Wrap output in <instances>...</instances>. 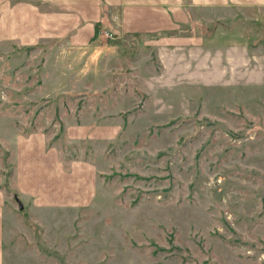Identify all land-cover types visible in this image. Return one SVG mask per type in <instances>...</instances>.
<instances>
[{"label":"rangeland","instance_id":"1","mask_svg":"<svg viewBox=\"0 0 264 264\" xmlns=\"http://www.w3.org/2000/svg\"><path fill=\"white\" fill-rule=\"evenodd\" d=\"M230 11L83 47L0 44L4 264H264V28ZM32 131L90 163V206L19 197L10 156Z\"/></svg>","mask_w":264,"mask_h":264},{"label":"crops","instance_id":"2","mask_svg":"<svg viewBox=\"0 0 264 264\" xmlns=\"http://www.w3.org/2000/svg\"><path fill=\"white\" fill-rule=\"evenodd\" d=\"M206 7L230 9L233 20L242 16L264 28V0H0V44H58L61 38L71 47H83L90 44L97 23L117 38L135 37L178 29L193 10ZM13 148L11 179L20 198L40 210L90 206L95 196L90 163L60 157L41 132L17 135ZM5 194L0 187V264L6 250Z\"/></svg>","mask_w":264,"mask_h":264},{"label":"trees","instance_id":"3","mask_svg":"<svg viewBox=\"0 0 264 264\" xmlns=\"http://www.w3.org/2000/svg\"><path fill=\"white\" fill-rule=\"evenodd\" d=\"M184 1L187 2V0H184ZM101 29H103V28H101V24H100V23H97V24L95 25L94 36L92 37L90 43H92V42H94V41L96 40V38H97V34L99 33V31H100ZM47 43H48V42H47ZM48 44H49V43H48ZM48 44H47V45H48ZM42 45H44V44H38V45H32V46H25V47H16V46H14V47L18 48L21 52H25V53H26V52H28V51L34 50L35 48L41 49V48H42V47H41ZM15 197L17 198L16 195H15ZM160 250H162V249H160Z\"/></svg>","mask_w":264,"mask_h":264},{"label":"built area","instance_id":"4","mask_svg":"<svg viewBox=\"0 0 264 264\" xmlns=\"http://www.w3.org/2000/svg\"><path fill=\"white\" fill-rule=\"evenodd\" d=\"M97 38H99L101 40H111V39H113V36H112L111 32H109L107 30H101L97 34Z\"/></svg>","mask_w":264,"mask_h":264},{"label":"water","instance_id":"5","mask_svg":"<svg viewBox=\"0 0 264 264\" xmlns=\"http://www.w3.org/2000/svg\"><path fill=\"white\" fill-rule=\"evenodd\" d=\"M17 201H18L19 208L22 209L23 207H22L21 203L19 202V200H17Z\"/></svg>","mask_w":264,"mask_h":264}]
</instances>
